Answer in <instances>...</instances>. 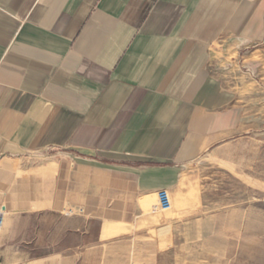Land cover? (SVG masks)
<instances>
[{"label":"crops","instance_id":"0c3cea01","mask_svg":"<svg viewBox=\"0 0 264 264\" xmlns=\"http://www.w3.org/2000/svg\"><path fill=\"white\" fill-rule=\"evenodd\" d=\"M263 44L264 0H0V264L141 234L161 189L204 213L188 170L249 133Z\"/></svg>","mask_w":264,"mask_h":264},{"label":"rangeland","instance_id":"374dc122","mask_svg":"<svg viewBox=\"0 0 264 264\" xmlns=\"http://www.w3.org/2000/svg\"><path fill=\"white\" fill-rule=\"evenodd\" d=\"M260 48L250 70L249 133L188 170L195 184L191 199L204 197V213L193 202L176 213L171 197L169 210L156 207L163 221L141 234L62 251L61 257L52 242L24 243L7 252L10 264H264V44Z\"/></svg>","mask_w":264,"mask_h":264},{"label":"built area","instance_id":"2783aa9c","mask_svg":"<svg viewBox=\"0 0 264 264\" xmlns=\"http://www.w3.org/2000/svg\"><path fill=\"white\" fill-rule=\"evenodd\" d=\"M157 209L161 210H169L172 207V201H171V196L168 190L166 189H161L157 192ZM70 213H73L74 210L70 209ZM5 214L6 211L3 208H0V234L4 230L5 226Z\"/></svg>","mask_w":264,"mask_h":264}]
</instances>
